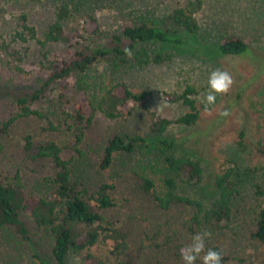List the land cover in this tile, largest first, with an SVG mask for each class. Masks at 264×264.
I'll return each instance as SVG.
<instances>
[{"label": "rangeland", "instance_id": "374dc122", "mask_svg": "<svg viewBox=\"0 0 264 264\" xmlns=\"http://www.w3.org/2000/svg\"><path fill=\"white\" fill-rule=\"evenodd\" d=\"M200 2L193 12L201 28L199 40L207 49L198 53L149 44L146 46L149 55L140 63L131 56L133 62L123 80L135 93L149 92L148 102L145 106L133 107L130 114L117 119L97 114L93 124L83 129L85 137L81 147L86 154L83 159L70 150L74 140L69 142L61 133L47 131L35 118H17L6 130L5 124L16 117L15 97L39 84L42 74L34 63L41 55L32 43L14 44L25 56L23 63H16L26 70L27 73H23L13 68L7 55L0 53V177L18 174L27 193L47 192L43 181L56 170L50 160L29 159L25 155L24 138L32 136L35 140L60 143L65 156L74 160L81 188H86L88 196L102 184L114 185L111 196L116 200V207L104 211L103 215L120 223L128 235L129 249L119 262L111 256V242L100 243L91 250L95 255L109 258L110 264H183L177 259L178 249L190 243L194 234L203 232L197 228L192 230L193 208L159 209L152 195L141 189L140 177L144 174L159 183L157 172L150 164L160 149L166 150L161 144H153L151 148L147 143L138 145L133 153L118 155L111 168H101L103 146L117 134L148 141L173 140L175 147L166 150L167 153L198 161L203 169L200 180L179 177V191L184 195L210 199L216 176L230 173L235 194L233 213L221 230H208L212 235L206 241V248L219 246L227 258L226 264H264V246L252 237L255 213L263 202V198L256 195V187L264 188V0ZM124 3L131 6L132 11L141 10L136 15L161 20L166 13L186 6L188 0H125ZM15 10H8L12 15L0 14V19L4 20L0 30L2 27L10 29L15 14L19 13ZM45 10H33L42 23L50 14ZM95 14L104 28L111 29H117L134 16H129L113 2L103 4ZM232 34L248 43L247 56H223L215 52L218 42ZM159 52L164 54L162 60H156ZM217 68L229 71L234 84L227 95H217L215 105L206 113L200 101L209 91L210 72ZM189 85L197 91L194 98L200 110L198 122L191 127L173 124L161 133L156 124L159 119L175 121L188 112L176 99ZM66 90L65 102L72 113L83 104L85 97L73 85ZM224 109L231 115L220 116L219 112ZM24 219L39 242L40 251L49 256V237L37 229L29 217L24 216ZM8 231L10 234L4 241L0 231V264H40L16 230ZM157 240L164 246L158 249ZM71 264H80V258L74 256Z\"/></svg>", "mask_w": 264, "mask_h": 264}, {"label": "trees", "instance_id": "16d2710c", "mask_svg": "<svg viewBox=\"0 0 264 264\" xmlns=\"http://www.w3.org/2000/svg\"><path fill=\"white\" fill-rule=\"evenodd\" d=\"M109 2L118 4L129 16H134L117 29L104 28L95 12ZM124 2L0 0V14L12 15L9 9L21 7L15 10L19 13L17 16L15 14L10 29L2 27L0 30V53L11 59L13 68L27 73L17 67L18 63L25 61V56L14 44L32 43L41 55L34 67L42 74L36 87L19 93L13 100L16 117L5 124L6 130L17 118H35L47 131L61 133L69 142L74 140L75 144L70 150L83 159L86 157L81 147L85 137L83 129L93 124L97 114L117 119L130 114L133 107L145 106L148 102L149 92L135 93L123 80L133 62L131 56L140 63L149 55L146 48L149 44L198 53L207 49L199 40L201 28L193 12L200 5V0H188L186 6L166 13L161 20L136 15L141 10L132 11L131 6ZM35 8L48 9L45 12L49 11L50 14L45 23L33 11ZM3 21L0 19V26ZM42 25L44 27L40 29ZM215 47V52L223 56H247L250 53L245 39L233 34L222 38ZM125 49L131 51L130 56ZM156 55V60L163 59L161 52ZM70 85L85 97L83 104L72 113L65 102L66 89ZM196 95V89L189 85L178 96L176 101H181L188 112L175 121L159 119L156 124L161 133L173 124L191 127L198 122L200 110L194 98ZM167 97L172 100L171 96ZM69 121L72 123L69 124ZM145 143L150 148L156 143L166 150L175 147L173 140L165 138L148 141L117 134L103 146L101 168H111L118 155L131 154L138 145ZM23 149L29 159L50 160L56 172L43 181L47 192L41 195L27 193L18 174L0 177L1 240L4 241L6 235L10 234L9 229H15L40 264H71L74 256L80 258V264H110L109 258L95 255L91 250L100 243L111 242V256L119 262L129 249L128 235L119 222L103 215L104 211L116 207V200L111 196L115 186L102 184L88 196L86 188H81L74 160L65 156L64 148L58 141L35 140L27 136ZM166 150L160 149L150 164V168L157 172L159 183L144 174L140 177L141 189L152 195L159 209L168 210L172 206L193 208L192 230H221L223 224L230 220L234 209L231 174L216 176L210 199L184 195L179 191V177L198 181L203 174L202 166L192 158L177 157ZM256 195L263 198V202L255 213L252 237L264 246V188L258 185ZM24 216L29 217L37 229L49 237V256L40 251L39 242L31 233ZM157 242L158 249L164 246ZM181 248L177 253L179 261H182ZM211 248L222 254V264H226L227 258L222 249L217 245Z\"/></svg>", "mask_w": 264, "mask_h": 264}, {"label": "clouds", "instance_id": "9594fccd", "mask_svg": "<svg viewBox=\"0 0 264 264\" xmlns=\"http://www.w3.org/2000/svg\"><path fill=\"white\" fill-rule=\"evenodd\" d=\"M125 53L131 55L129 49H125ZM233 84L234 79L229 71L220 68L212 70L208 79L209 91L200 101L204 105V111L210 113V106L215 105L217 95H227ZM219 115L227 117L231 113L224 109L219 112ZM211 235V232L203 231L191 237L190 243L180 250V258L183 264H197L198 260L200 264H222V254L213 248H206V241Z\"/></svg>", "mask_w": 264, "mask_h": 264}]
</instances>
